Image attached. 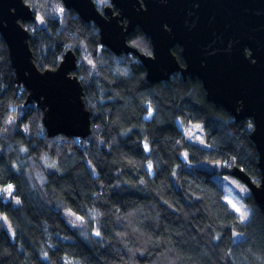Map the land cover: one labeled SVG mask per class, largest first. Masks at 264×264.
<instances>
[{
  "label": "clouds",
  "instance_id": "9594fccd",
  "mask_svg": "<svg viewBox=\"0 0 264 264\" xmlns=\"http://www.w3.org/2000/svg\"><path fill=\"white\" fill-rule=\"evenodd\" d=\"M18 3L26 17L15 26L35 63L60 73L72 60L65 79L79 90L81 122L71 133L53 131L45 98L26 100V84L0 70V264H264V181L241 142L258 125L244 101L232 111L217 105L231 115L212 128L186 98L192 93L162 95L157 83L190 75L176 66L153 80L142 57L156 64L157 48L139 25L109 51L103 28L66 0ZM88 5L97 14L115 7ZM8 27L0 19V61ZM202 166L218 179L188 171ZM245 167L256 188L232 171Z\"/></svg>",
  "mask_w": 264,
  "mask_h": 264
},
{
  "label": "water",
  "instance_id": "95a60500",
  "mask_svg": "<svg viewBox=\"0 0 264 264\" xmlns=\"http://www.w3.org/2000/svg\"><path fill=\"white\" fill-rule=\"evenodd\" d=\"M113 3L120 11L118 15L113 14V9L106 10L105 15L97 14L88 0H66V5L79 12L83 19L96 20L105 35L100 43L111 51H119L123 47L122 35L135 32L137 25L146 31L157 48L156 64L150 62L155 57H142L153 80L158 81L177 66L182 73L190 75L184 77L185 80L199 77L207 100L214 105L232 111L237 101H244V114L254 116L257 121L258 127L254 121L255 131L250 137L259 154L258 166L264 181V0H167L166 4L159 0H113ZM133 4L143 12L137 14ZM10 7L17 8V16L10 15ZM18 17H26L18 0H0V19L9 24L3 31L16 74L15 82L22 81L32 92V97L29 95L26 100L45 98L51 109L46 120L50 129L76 131L81 122L79 90L65 79L72 60H68L60 73L58 68L40 70L31 46L26 51L24 34L15 26ZM18 27H23V21ZM230 43L233 46L229 53ZM177 46L181 48L184 65L174 53ZM245 48H248V59L244 55ZM28 58L32 59L31 65ZM199 171L216 176L207 166ZM232 171L249 187H257L243 170ZM257 190H264V183Z\"/></svg>",
  "mask_w": 264,
  "mask_h": 264
},
{
  "label": "trees",
  "instance_id": "16d2710c",
  "mask_svg": "<svg viewBox=\"0 0 264 264\" xmlns=\"http://www.w3.org/2000/svg\"><path fill=\"white\" fill-rule=\"evenodd\" d=\"M54 27L55 26H53V28ZM139 31H140V29L137 28L135 32H139ZM31 49L34 52V49L32 47H31ZM107 50H109V49L107 48ZM109 51H111V50H109ZM174 53L177 55L181 65H184L185 62L181 56V48L177 46L174 49ZM9 61H10V63H9ZM49 69H53V68L49 67ZM0 70L4 71L6 73H12V72L15 73V70H14V68L12 66V62H11L10 50H9L6 58L3 61H0ZM40 70L44 71V69H41V68H40ZM12 82L15 83V79ZM140 87H143V85H140ZM157 87L160 88L162 95L168 100H172L175 95H177L178 93H181V92L192 93V95H189L186 98L192 102V105L194 106L195 111L203 112L207 115L209 125L212 128L219 127V125H217L215 122L217 119L227 120L230 118V115H231L230 113H228L226 110L221 111L216 105H214L213 103H211L207 100L206 90L204 89L203 83L199 79H191V78H188L187 80H185L184 78L183 79H177L175 81H170L166 87L159 85L157 83ZM25 99H27V96L25 97ZM161 127L166 128L167 125H161ZM214 135H215V133H214ZM241 142L243 144L247 145L248 150L252 153V159L249 161V164H250L252 170L254 172H256L259 175V177L261 178V171H260L259 166H258L259 154H258V151L256 149L255 144L251 140L250 136L242 137ZM75 143L77 145L78 151L85 146V145L81 144L79 138L76 139ZM226 151H231V148L226 149ZM188 171L198 173V175L201 179H204V180H207L210 182H215L217 180L216 176H211L209 174H206V173L201 172V171L196 170V169H190ZM243 171L246 172L251 177V174L249 173L247 167H245L243 169Z\"/></svg>",
  "mask_w": 264,
  "mask_h": 264
},
{
  "label": "flooded vegetation",
  "instance_id": "af4514ba",
  "mask_svg": "<svg viewBox=\"0 0 264 264\" xmlns=\"http://www.w3.org/2000/svg\"><path fill=\"white\" fill-rule=\"evenodd\" d=\"M142 5L144 6V3H142ZM105 13H106V12H105ZM105 13H104L103 15H105ZM119 13H120V11H119L116 7H114V8H113V14H114V15H118ZM108 18H109V17H108ZM21 22H22V21H21ZM124 24L127 25V24H128V21L125 20V21H124ZM135 31H136V30H135ZM253 126H254V122H253Z\"/></svg>",
  "mask_w": 264,
  "mask_h": 264
},
{
  "label": "rangeland",
  "instance_id": "374dc122",
  "mask_svg": "<svg viewBox=\"0 0 264 264\" xmlns=\"http://www.w3.org/2000/svg\"><path fill=\"white\" fill-rule=\"evenodd\" d=\"M216 178L218 179V177L216 176Z\"/></svg>",
  "mask_w": 264,
  "mask_h": 264
}]
</instances>
